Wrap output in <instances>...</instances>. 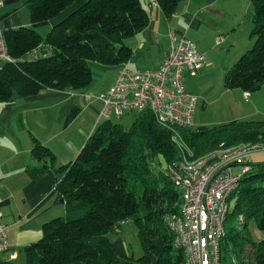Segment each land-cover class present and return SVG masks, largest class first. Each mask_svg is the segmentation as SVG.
<instances>
[{
	"label": "trees",
	"instance_id": "obj_1",
	"mask_svg": "<svg viewBox=\"0 0 264 264\" xmlns=\"http://www.w3.org/2000/svg\"><path fill=\"white\" fill-rule=\"evenodd\" d=\"M75 1L25 0V5L30 21L36 23L58 16ZM156 1L171 16L181 0ZM251 2V45L223 80L226 88L249 93L264 85V0ZM149 20L140 0H84L45 35L29 26L5 29L13 61L0 66V102L45 90L86 87L92 79L89 62H126L132 49L124 40L142 31ZM172 132L149 110L136 113L129 129L111 119L100 123L72 161L54 168L57 196L65 201L68 214L76 215L43 224L42 238L24 249L31 264H180L184 253L164 221L181 205L180 189L167 172L168 164L180 158ZM179 132L195 156L221 145H264V117ZM31 153L40 165L29 167L27 173L39 178L54 165L55 155L36 138ZM249 164L228 198L234 203L220 241L221 264H264V239L252 240L246 228L252 219L264 231V160ZM128 219L135 221L143 247L136 258L119 253L106 237ZM0 264L15 263L0 258Z\"/></svg>",
	"mask_w": 264,
	"mask_h": 264
},
{
	"label": "crops",
	"instance_id": "obj_2",
	"mask_svg": "<svg viewBox=\"0 0 264 264\" xmlns=\"http://www.w3.org/2000/svg\"><path fill=\"white\" fill-rule=\"evenodd\" d=\"M0 2V26L4 30L29 26L45 35L84 0H76L58 16L36 23L30 21L25 0ZM140 2L150 20L142 31L124 40L132 55L123 64L157 68L173 36L184 35L194 41L205 59L195 75L184 78L186 90L196 96L191 128L262 118L264 85L245 99L243 90L226 88L223 83L226 71L251 45V0H181L171 16L163 13L156 0ZM89 66L91 82L80 90H45L0 102V212L8 242V248L0 252L1 259L31 264L25 247L42 238L45 222L68 214L65 201L60 202L55 191L54 168L72 161L105 121L100 96L112 85L120 65L90 61ZM33 138L55 155L54 165L39 178L27 173L29 167L40 165L31 153ZM252 157L264 159L258 152Z\"/></svg>",
	"mask_w": 264,
	"mask_h": 264
},
{
	"label": "built area",
	"instance_id": "obj_3",
	"mask_svg": "<svg viewBox=\"0 0 264 264\" xmlns=\"http://www.w3.org/2000/svg\"><path fill=\"white\" fill-rule=\"evenodd\" d=\"M8 61L13 58L0 26V62ZM204 61L194 41L174 35L159 67L140 69L120 64L112 85L100 96L105 120L128 111L149 110L159 124L173 131L180 158L168 164L167 172L180 189L181 205L178 212L167 213L164 221L174 234L175 246L184 253L180 264H221L220 241L225 234L228 198L240 177L250 170L252 154L264 152V145L243 142L195 156L183 141L179 131L192 126L196 102V96L186 90L184 78L195 75ZM249 95L244 91L245 99ZM235 166L238 172L233 170ZM1 218L0 212V252L8 248Z\"/></svg>",
	"mask_w": 264,
	"mask_h": 264
},
{
	"label": "rangeland",
	"instance_id": "obj_4",
	"mask_svg": "<svg viewBox=\"0 0 264 264\" xmlns=\"http://www.w3.org/2000/svg\"><path fill=\"white\" fill-rule=\"evenodd\" d=\"M249 32H250V30L248 31V33ZM248 49H246V51ZM238 58H237V60H238ZM2 64H3V62H0V65H2ZM257 91H259V89L256 90V92ZM262 109H264V107H262ZM135 114L136 113L133 111L124 112L120 117L113 116L111 118V121L114 123L120 124L125 129H129L131 127L133 120H134ZM252 116H255V115H252ZM258 116H260V115H258ZM262 117H264V115H262ZM250 119L251 118H249L248 120H250ZM233 120H239V119H233ZM225 123H227V122H225ZM221 124H223V123H221ZM209 127H211V126H209ZM258 153H261V157L264 158V152H258ZM254 158L255 157L251 158L252 163L258 162V161L260 162V160H264V159H254ZM233 170L235 172H238L239 168L235 166V167H233ZM140 191H141V189H140ZM233 203H234V198H230L228 201L229 207H231L233 205ZM80 212H82V210H80ZM75 215H76V213L75 214L70 213V214L63 215V217L64 218H71ZM246 228L249 231V234H250V237L252 238V240L259 241L261 239H264V231L259 230L256 223L252 219H249L246 221ZM106 237L109 239V241H111L113 243L116 250L121 254L130 255V256L136 258V257H139L143 252V247H142L141 241L138 237L137 226H136V223L134 220L128 219V220L122 221L118 225L117 229L107 233Z\"/></svg>",
	"mask_w": 264,
	"mask_h": 264
},
{
	"label": "water",
	"instance_id": "obj_5",
	"mask_svg": "<svg viewBox=\"0 0 264 264\" xmlns=\"http://www.w3.org/2000/svg\"><path fill=\"white\" fill-rule=\"evenodd\" d=\"M59 201H60V202H63L64 200H63V198H60Z\"/></svg>",
	"mask_w": 264,
	"mask_h": 264
}]
</instances>
